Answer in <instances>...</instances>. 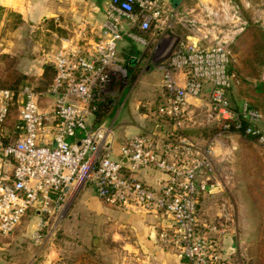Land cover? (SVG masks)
Wrapping results in <instances>:
<instances>
[{"label":"built area","instance_id":"1","mask_svg":"<svg viewBox=\"0 0 264 264\" xmlns=\"http://www.w3.org/2000/svg\"><path fill=\"white\" fill-rule=\"evenodd\" d=\"M183 1L107 0L96 39L61 46L50 64L51 82L42 91L29 85L0 88V235L12 234L32 213L39 218L32 238L38 244L45 220L60 214L90 186L107 206L168 216L172 233L162 234L161 240L189 264L225 263L221 238L227 227L197 220L199 199L217 182L210 164L212 143L203 148L181 132L187 99L198 98L206 87L209 117L219 130L248 136L260 146L264 119L247 104L231 107L227 93L235 76L226 47L168 43ZM150 33L158 43H167L161 59L165 99L155 116L168 121L171 129L162 137L156 126L125 138L114 158L113 126L95 125V114L111 104L112 88L128 77L118 60L121 42L145 47ZM12 113L15 118L9 121ZM143 169L166 179L158 188L150 187L138 178Z\"/></svg>","mask_w":264,"mask_h":264},{"label":"rangeland","instance_id":"2","mask_svg":"<svg viewBox=\"0 0 264 264\" xmlns=\"http://www.w3.org/2000/svg\"><path fill=\"white\" fill-rule=\"evenodd\" d=\"M17 22L14 13L0 10V86L21 87L24 82L42 91V67L51 64L68 31L48 20L30 26ZM151 34L147 46L138 45L143 50L141 60H131L132 76L111 90L114 98L108 105L107 125L113 122V130L120 122V112L135 101L131 91L140 86L152 95L139 96L133 119H149L150 130L155 125L160 128L158 135L171 129L155 116L161 103L155 93L161 90L158 76L145 74L146 69H161L167 48V43H158V37ZM171 41L199 49L226 47L235 76L227 93L231 107L247 104L264 119V95L256 91L259 82H264V0H184L169 32ZM123 60L127 67L129 57ZM143 115L148 118L141 119ZM209 116L208 105L189 106L181 123V132L194 144L206 148L212 143L210 164L220 190L203 201L199 222L227 227L222 243L228 253L224 264H264V146L241 134L222 133ZM14 118L12 113L9 121ZM79 195L60 214L45 220L38 244L32 238L39 219L30 213L12 234L0 236V264H157L154 256L128 252L127 246L135 244L133 238L115 227L106 208L93 205V193L84 206L77 204ZM176 254L181 258L177 250Z\"/></svg>","mask_w":264,"mask_h":264},{"label":"crops","instance_id":"3","mask_svg":"<svg viewBox=\"0 0 264 264\" xmlns=\"http://www.w3.org/2000/svg\"><path fill=\"white\" fill-rule=\"evenodd\" d=\"M106 2L107 0H0V10L2 9L14 13L19 20V22L15 24H28L30 26L31 24H40L41 22L48 20L49 24H54L55 26L58 25V27L65 29L68 33H66L67 37L62 38L60 41L62 46H66L69 43L77 41L81 45H86V43H90L91 40L96 39L97 37V33L104 20L103 11ZM172 3L174 4V2ZM2 24L6 23L4 22ZM148 37L149 35L147 36L149 42L150 38ZM150 37H152V34ZM142 56V48L130 40H125L119 45L118 60L121 63L124 61L123 59H126L127 57H136L140 61ZM134 68L135 67L131 64V61L127 63L126 69L128 77L132 76ZM43 70L44 66L42 67L41 75ZM145 74L146 76H158L160 81L158 86L161 87V90H157L155 93H157L156 95L158 97L160 96L161 103L158 105L160 106L165 99L161 69H146ZM131 92L133 93L135 101L131 103L130 107L125 108L123 113L120 112V122L116 128H114V158L118 157V146L122 140L138 135L141 131L144 134L151 131L149 119L143 122H141L142 120H139V118L133 119V116L137 117L135 112L138 111H136L137 106L135 108V105L139 104V96L143 95L145 92L150 94V91L147 88L140 86L139 89L134 88ZM150 95H152V93ZM206 100L207 88L205 87L198 98L187 99V108L189 106L200 107L202 105L207 107ZM107 113L109 116L110 110ZM130 115L131 118L129 117ZM137 115L139 114L137 113ZM147 118L148 116L143 115L141 119L145 120ZM103 122L107 124L108 121L105 120ZM162 123L170 127V123H168V121H164ZM141 125L143 126L141 127ZM154 127H156V125ZM159 130L160 128L156 129L157 133L160 132ZM158 136L162 137L164 136V133L163 135ZM138 178L144 184L153 188H158L159 185L164 182L166 176L151 169H143L139 172ZM219 190L220 188L218 186L211 193L207 195L204 194L199 199L197 207L198 222V212L201 210L200 206L203 204V201L210 195L218 193ZM82 191L83 192H80V195L77 198V204L79 206L88 204V199L91 198L90 196L93 193L95 196L93 201L91 199L93 205L106 208V215L114 222L115 227L117 229L121 228L123 231L128 233L131 238H133L135 244L127 246L128 252H139L140 254H144L145 258L147 256H154V258L157 259V264H189L186 260L177 256L175 247L170 246L161 240L162 234L172 233L170 228L171 222L168 216L161 212L149 214L138 210L132 212L121 211L104 205V203L96 197L92 187H85ZM30 214L35 218L38 217L35 216V214ZM227 234L228 230L226 234L222 236L221 244L225 241ZM0 236L7 237L2 235ZM226 254H228L227 251ZM148 264L151 263L148 261Z\"/></svg>","mask_w":264,"mask_h":264},{"label":"trees","instance_id":"4","mask_svg":"<svg viewBox=\"0 0 264 264\" xmlns=\"http://www.w3.org/2000/svg\"><path fill=\"white\" fill-rule=\"evenodd\" d=\"M52 77H53V69H52L50 64H47V65L44 66V70H43V73H42V76H41L40 83L42 84V86L45 85V87H46L51 82ZM22 79L24 80L25 78H21V80ZM24 85H27V84H24V82H23L22 86H24ZM0 88H9V89H12V90H18L20 87H18V86H0ZM256 91L259 93V95H264V82H259V85H257V90ZM252 109H254V108H252ZM108 111H109L108 105L103 106L95 114L94 124L95 125H100V124H102L103 121L107 120L108 117H109L108 113H107ZM11 134H13V132ZM246 137L250 138L248 136H246Z\"/></svg>","mask_w":264,"mask_h":264},{"label":"water","instance_id":"5","mask_svg":"<svg viewBox=\"0 0 264 264\" xmlns=\"http://www.w3.org/2000/svg\"><path fill=\"white\" fill-rule=\"evenodd\" d=\"M174 3L176 4V2H174ZM94 243H97V240L96 239L94 240Z\"/></svg>","mask_w":264,"mask_h":264}]
</instances>
